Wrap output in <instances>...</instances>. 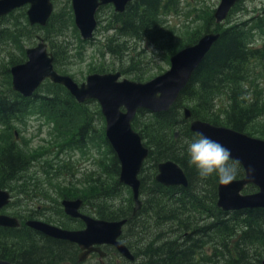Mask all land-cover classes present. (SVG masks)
I'll list each match as a JSON object with an SVG mask.
<instances>
[{"label": "trees", "instance_id": "obj_1", "mask_svg": "<svg viewBox=\"0 0 264 264\" xmlns=\"http://www.w3.org/2000/svg\"><path fill=\"white\" fill-rule=\"evenodd\" d=\"M164 6L165 0H134L128 4L124 12H114L112 24L105 29H114L113 25L119 36L159 40L164 34L162 28H165L161 27L160 31L158 30L163 22L160 16ZM57 17L58 15L53 13L47 25L40 27L45 28L43 37L53 52L54 68L61 71V66L68 65L71 61L68 54L73 53L72 57L82 59L81 50H85L91 41L80 39L76 35V45L71 46L68 53L69 49L66 46L58 45V42L50 40L47 36L53 32L62 34L63 31V35L66 36L64 23L63 29L56 27ZM211 23L213 24V17L209 12L204 24L205 32L210 30L207 25ZM248 23L249 21L243 23L234 21L224 27L214 24L212 30L218 31L220 35L179 92L176 101L166 111L152 113L153 119L149 121L140 118L148 112L140 109L132 121V126L139 129L142 139H146L147 144H144L149 149L143 166L150 161L157 170L160 161L173 160L182 167L187 178V185L183 187L161 185L154 179V175L150 177L147 186L146 178L140 177V198L143 205L134 215L133 208L129 207L133 203L132 197L128 199V209L119 212L101 209L97 211V216L102 219L117 220L127 217L128 227H133L137 223L140 226L142 224L143 227L137 228L145 230L148 235L152 227H157L158 230L160 227H167L168 223L171 224L169 227H173L172 230L176 233L174 238L164 237L165 230H160L154 240L152 237L150 242L142 245L141 255L146 259L143 264H261L264 255V207L245 208L229 213L217 208L216 177L204 181L199 178L195 168L189 167L187 163L184 143L185 140L190 142L197 138L189 128L188 120L183 117V108L187 106L184 104L185 100L197 101L191 108L193 117L264 138V85H260L257 79L258 75L264 77V43L256 46L250 41L252 26H248ZM71 24L74 27L72 22ZM254 25L258 27L257 22ZM52 26L55 27L54 31ZM11 31L1 30L2 36L17 38ZM195 33L191 34V38L183 42L182 46L194 42L199 35L196 36ZM116 37L108 38L106 50L117 57H122V52H126L128 47L126 46L125 50L123 43L117 41ZM78 39L81 42L79 47ZM65 42L68 44L66 39ZM70 43L69 45H72V42ZM136 66L138 65H131L132 70ZM98 67L96 71L107 70L104 65ZM139 77L138 74V79ZM39 88L29 98L13 92L16 97L12 100L2 95L0 91L1 128L10 132L13 128L10 124L12 120L26 109L29 112L37 108L39 116L47 114L50 121L55 125L58 123L51 134L54 135L58 128L59 152L85 146L88 132L90 130L95 132L96 129L87 124L88 115L82 108L83 105L57 83H47L44 95L38 93ZM219 93H224L227 97L225 107L220 112L219 103L215 100ZM77 107L82 109L75 116L73 111ZM201 107L207 112L204 118L200 115ZM105 144L111 158L110 163L104 165V170L117 175L118 159L106 139ZM15 145L11 142L0 147V187L10 190H13V184L22 188L29 180L25 179L24 175L28 170L29 156ZM50 160L40 162L51 168ZM60 164L65 167L62 162ZM242 175L243 170L239 165L237 178ZM91 179L92 187L96 191H91L89 195L93 196L95 192H100L99 196L109 197L110 191L105 193L107 190H112V195L114 188H108L99 179ZM254 190L253 185H248L244 189L245 192ZM61 196L71 198L73 195L62 192ZM76 196L83 199L84 205L86 197ZM96 208L91 206L92 212ZM123 237L122 233L121 238ZM1 239L3 242L0 241V258L16 264H67L76 259L75 244L47 237L25 225L18 228L0 227ZM127 245L131 247L130 244Z\"/></svg>", "mask_w": 264, "mask_h": 264}, {"label": "rangeland", "instance_id": "obj_2", "mask_svg": "<svg viewBox=\"0 0 264 264\" xmlns=\"http://www.w3.org/2000/svg\"><path fill=\"white\" fill-rule=\"evenodd\" d=\"M51 1L54 8L53 13L58 15L56 27L63 29L64 23L66 25V36L63 35L64 31L62 34L53 32V34H47V36L50 40L54 39L58 42V45L66 46L69 49L68 53H70V47L76 45L75 36L78 35L82 39L74 24L71 2L70 0ZM218 2L219 0H165V6L161 9L160 16L163 22L158 27V30L160 31L161 27L165 28H162L164 34L159 40L149 37L138 39L135 38L136 36H119L113 25L114 29L106 30L105 27H109L112 24L114 10L112 5H104L96 13L98 23L94 31V39L90 44L86 45L85 50L80 48L82 49V59H76L72 57L73 53H70L68 54L71 60L70 63L62 65L61 71H57L73 77L77 83L84 82L87 75L91 73L108 71H119L122 77L133 81H145L169 68V57L174 51L173 49H178L180 44L191 38V34L204 30L208 13L217 6ZM27 7L28 5L18 8L0 19V29L2 31L10 29L17 37L10 36L9 38L0 39V91L2 95L7 96L11 100L16 97L13 93L15 91L11 87L9 71L11 65L13 66L15 62L25 61V49L35 46L38 42L36 36L40 35L43 37L45 33V30H43L45 28H41L39 25L31 26L28 23L26 17ZM263 11L264 0H240L226 20H229L228 23L249 21L248 26H252L250 41L254 42L256 46H260L264 43ZM255 22H257L258 27L254 25ZM226 25L224 22L223 26ZM208 26L213 27L212 23L211 25L208 24ZM52 28L54 31L55 27L52 26ZM113 36H117V41L123 43L122 46H124L125 50L126 46L128 47L126 52H122V57H117L106 50L107 40ZM65 39L68 44H66ZM70 42H72V45H69ZM45 43L48 50L51 51L49 43L47 41ZM80 44L81 42L78 39L77 46L79 47ZM12 60L15 62H12ZM133 61L134 63H132ZM99 65H104L107 70L96 71ZM131 65L138 66L132 70ZM138 74L140 76L139 79ZM257 79L260 85L264 84V77L258 75ZM49 82L51 81L45 80L38 93L44 95ZM215 100L219 103L218 111L220 112L225 107L227 97L224 93H219ZM78 103L83 105L82 108L85 109L88 115L86 118L87 124L96 129L95 132H92V130L88 132L85 139L87 144L79 149L74 148L59 152L60 132L58 128L54 135L51 134V131L58 126V123L56 122L55 125L53 121H50V117L47 114L39 116L37 108L31 109L29 112L26 109L19 117L12 120L10 124L13 128L10 132L0 126V147L11 142L15 143L16 147L29 156L27 168H31L29 174H24L25 179L29 180L22 185V188H19L17 184L12 185L14 187L13 190L5 188L10 192L11 201L0 209V213L16 216L20 220H26L30 217H28L30 213H34L47 222L70 229H80L83 228L81 220L69 218L63 212L62 206L61 210L58 209V206L54 207L55 201L58 202V200L63 198L61 196L62 192L71 193L73 195L71 198L78 197L76 195L86 197L81 211L94 217H98L96 213L99 209L117 212L133 207V203L127 207L128 199L132 197L131 189L118 181V174H110L104 170V165L110 163L111 154H109L105 144V120L101 113L100 105L95 99H87ZM184 104L191 109L197 104V101L185 100ZM82 108L78 109L77 107L73 111L75 116ZM200 112L203 118L207 116V112L202 107ZM151 114L149 111L145 112L140 118L144 121H149L153 119ZM193 118L200 119V117ZM133 129L140 132L136 127H133ZM143 142L147 144L146 139H143ZM58 153L60 154L55 159ZM43 160H50L52 167L41 164L40 161ZM62 161L65 162L62 163L65 167L60 164ZM37 163H39V166L36 165ZM155 172L156 169L153 168L152 163L147 161L143 166V172L139 173V178H146L145 183L148 186L150 177H153ZM38 178L40 181H38ZM91 178L99 179L108 188H114L117 192L112 193L109 197L99 196L100 192H95L93 196L89 195L91 191H96L92 187ZM30 179L35 181H30ZM142 197L144 198L143 195ZM39 206H48V209H39ZM91 206L97 207L94 212H92ZM103 206L105 207L102 208ZM57 221L60 223L57 224ZM170 225L168 223L167 227H160L158 230L157 227H152L149 235L145 233V230L141 231L140 228H137L143 227L139 223L133 227H124L122 240L126 244H130V249L133 253H137L142 249L144 243L150 242L152 237L154 240L160 230H165L164 237L168 239L174 238L176 233L173 232V227H169ZM0 241L3 242L2 239ZM102 249L108 252V261L112 260L118 264H143L146 261L143 256H140L135 262H129L108 245H103ZM95 262L96 258L91 257L80 264H95Z\"/></svg>", "mask_w": 264, "mask_h": 264}, {"label": "water", "instance_id": "obj_3", "mask_svg": "<svg viewBox=\"0 0 264 264\" xmlns=\"http://www.w3.org/2000/svg\"><path fill=\"white\" fill-rule=\"evenodd\" d=\"M129 1L131 0H71L74 24L82 39L92 37L96 27L95 14L100 6L112 3L115 11L122 12ZM236 1L220 0L213 13L217 23L225 19ZM26 4L29 5L26 10L29 23L46 25L53 12L51 0H0V18ZM218 37L219 33L215 32L203 34L195 43L183 47L170 57L169 69L147 81L121 78L120 72H105L91 73L81 83L54 69L53 55L43 39L39 38L35 46L26 48L27 59L10 67L12 89L23 96H29L45 79H49L64 86L78 102L95 99L105 119L106 138L119 161L118 180L130 187L133 211L136 212L142 205L138 174L148 156V147L144 145L141 135L133 129L132 120L140 108L153 113L167 110ZM184 116L186 119L190 118V109H184ZM190 129L230 149L232 157L245 168L244 177L226 186L218 185L217 207L223 211L263 207L264 139L199 119H192ZM154 178L165 186L187 185L183 169L173 160L159 162ZM250 182L256 183L260 187L259 191L242 194L240 190ZM8 201L9 192L0 188V209ZM81 204L80 198L62 201L64 212L72 218L82 219L85 224L83 228L68 229L35 219H28L25 225L45 236L77 245L80 249L77 262L85 261L92 252H97L103 258L106 252L102 250V245H110L122 257L134 261L133 252L120 239L126 220L94 218L80 212ZM19 225L18 218L0 213V226L18 228ZM0 264L16 263L0 258ZM261 264H264V257Z\"/></svg>", "mask_w": 264, "mask_h": 264}, {"label": "clouds", "instance_id": "obj_4", "mask_svg": "<svg viewBox=\"0 0 264 264\" xmlns=\"http://www.w3.org/2000/svg\"><path fill=\"white\" fill-rule=\"evenodd\" d=\"M185 145L187 163L202 181L215 176L217 183L226 186L236 180L240 162L232 157L230 149L202 133L190 142L186 140Z\"/></svg>", "mask_w": 264, "mask_h": 264}, {"label": "flooded vegetation", "instance_id": "obj_5", "mask_svg": "<svg viewBox=\"0 0 264 264\" xmlns=\"http://www.w3.org/2000/svg\"><path fill=\"white\" fill-rule=\"evenodd\" d=\"M215 42V41H214ZM213 42V43H214ZM15 64H16V62H15ZM12 66V65H11ZM108 191V192H107ZM107 191H105V193L107 194V193H109V191H111L112 192V190H107ZM117 190H113V192H116ZM43 198V197H42ZM100 198V197H99ZM62 201H63V199H60V200H58V202H56L55 201V205H54V207L56 208L57 206H58V209L59 210H61V206H62ZM143 205V204H142ZM105 206H103L102 208H104ZM40 208H46V209H48V206L47 207H40L39 206V209ZM121 211V210H120ZM119 212V211H118ZM29 216H32V217H30L31 219H35V220H41V221H43V219H41L40 217H38V216H36L34 213H30V215H28V217ZM124 218H127V217H124ZM120 219H122V218H120ZM47 220V219H46ZM116 220V219H115ZM50 224H53V223H51V222H49ZM58 223H60L59 221H57V224ZM53 225H56V224H53ZM124 225H125V227H128V218H127V221L124 223ZM57 226V225H56ZM84 227V226H83ZM72 229H78V228H72ZM122 235V234H121ZM120 239H122L121 237H120ZM123 241V240H122ZM126 244V243H125ZM127 245V244H126ZM101 248H102V246H101ZM131 250V249H130ZM105 251V250H104ZM132 251V250H131ZM80 252V249H79V247L77 246V252H76V259H75V261H71V262H69V263H67V264H72V263H74V264H80V263H84V262H86L89 258H91V257H95L96 258V262H95V264H118V263H116V262H113L112 260H110V261H108V253L103 257V258H100V256L98 255V253L97 252H92L91 254H89L88 255V257L86 258V260L85 261H83V262H77V255H78V253ZM107 252V251H106ZM117 252V251H116ZM141 252H142V250H139V252H137V253H133L134 254V256H135V259H134V261H129V260H127L126 258V260L127 261H129V262H135L137 259H138V257H140V256H143V255H141ZM118 253V252H117ZM119 254V253H118ZM120 255V254H119ZM121 256V255H120ZM124 258V257H123ZM143 258H144V256H143Z\"/></svg>", "mask_w": 264, "mask_h": 264}, {"label": "bare ground", "instance_id": "obj_6", "mask_svg": "<svg viewBox=\"0 0 264 264\" xmlns=\"http://www.w3.org/2000/svg\"><path fill=\"white\" fill-rule=\"evenodd\" d=\"M70 2H71V0H70ZM105 5V4H104ZM104 5H102V6H104ZM71 8H72V2H71ZM95 18H96V27H97V23H98V19H97V17H96V14H95ZM96 27H95V29H96ZM3 35V33H1V29H0V39H3L4 37H6V36H2ZM36 38L39 40V38H42L43 39V41L45 42V40H44V38L42 37V36H40V35H37L36 36ZM181 49H183V48H181ZM180 49V50H181ZM180 50H178V51H180ZM177 51V52H178ZM51 52V51H50ZM52 53V52H51ZM53 54V53H52ZM203 60V59H202ZM201 60V61H202ZM201 61H200V63H201ZM193 73V72H192ZM179 94V93H178ZM31 95H29V96H25L24 98H29ZM185 108H188L189 109V107H187V106H185L184 108H183V117H184V119L185 120H187L186 118H185V116H184V109ZM169 109V108H168ZM166 111V110H165ZM192 120H188V123H189V128H190V122H191ZM191 130V129H190ZM192 131V130H191ZM177 131H175V133H176ZM193 133H195L196 135L198 134L197 132H195V131H192ZM239 132V131H238ZM62 163H63V161H62ZM240 165V167L242 168V170H243V175L241 176V177H244L245 176V168L241 165V164H239ZM185 174V173H184ZM186 176V175H185ZM187 179V178H186ZM250 184L251 185H253L254 186V189L255 190H257V191H259V189H260V187L256 184V183H254V182H250ZM218 185H219V183L217 184V188H218ZM175 186H181V185H175ZM184 187V186H183ZM186 187V186H185ZM216 188V189H217ZM111 192V191H110ZM117 192V191H116ZM113 193H115V192H113ZM110 194V196H111V193H109ZM216 200H217V198H216ZM264 207V206H263ZM256 208V207H255ZM259 208V207H258ZM260 208H262V207H260ZM243 209H245V208H243ZM250 209H252V208H250ZM236 210H240V209H236ZM236 210H233V211H236ZM233 211H230V212H233ZM226 212V211H225ZM136 212H132V215H134ZM229 213V212H228ZM93 214V213H92ZM122 219H125L126 221H127V218H122ZM122 219H117V220H122ZM125 221V222H126Z\"/></svg>", "mask_w": 264, "mask_h": 264}]
</instances>
